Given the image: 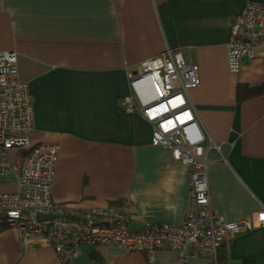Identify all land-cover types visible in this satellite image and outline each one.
<instances>
[{"label":"crops","instance_id":"0c3cea01","mask_svg":"<svg viewBox=\"0 0 264 264\" xmlns=\"http://www.w3.org/2000/svg\"><path fill=\"white\" fill-rule=\"evenodd\" d=\"M248 1L0 0V52L18 55L34 98V145L60 146L53 198L77 214L115 209L129 229L181 224L194 208L193 169L152 143L142 114L125 111L129 73L167 49L199 69L190 102L207 143L214 209L239 221L264 208V44L241 72L228 64L231 28ZM21 156L17 160L22 161ZM14 179L0 193H14ZM112 224V219L96 218ZM216 264H264V228L223 245ZM175 251L145 254L117 246L83 248L60 263L52 248L25 252L20 235L0 233V264H164ZM194 264H215L191 258Z\"/></svg>","mask_w":264,"mask_h":264},{"label":"built area","instance_id":"2783aa9c","mask_svg":"<svg viewBox=\"0 0 264 264\" xmlns=\"http://www.w3.org/2000/svg\"><path fill=\"white\" fill-rule=\"evenodd\" d=\"M264 44V3L248 1L231 28L228 64L241 72ZM132 95L125 111L139 113L152 125V143L169 149L175 161L193 169L190 193L194 208L175 224H151L144 232L130 231V220L115 209L77 214L53 198L60 146L34 145V98L20 79L18 55L0 52V180L14 179V193H0V224L20 235L25 252L49 247L60 263L77 258L85 246H117L145 254L155 263L159 252L175 251V261L194 264L191 258L217 263L223 245L238 234L264 228V208L254 217L227 221L213 207L209 185V153L220 146H205V136L190 102L189 90L200 86L197 64L186 63L167 49L161 56L129 73ZM22 152L18 164H10V152ZM45 217L39 220V217ZM96 218L112 219V224Z\"/></svg>","mask_w":264,"mask_h":264},{"label":"rangeland","instance_id":"374dc122","mask_svg":"<svg viewBox=\"0 0 264 264\" xmlns=\"http://www.w3.org/2000/svg\"><path fill=\"white\" fill-rule=\"evenodd\" d=\"M21 154H22V152H20V151L10 152L7 155V158L9 160L10 164L16 165L17 160L19 159Z\"/></svg>","mask_w":264,"mask_h":264},{"label":"trees","instance_id":"16d2710c","mask_svg":"<svg viewBox=\"0 0 264 264\" xmlns=\"http://www.w3.org/2000/svg\"><path fill=\"white\" fill-rule=\"evenodd\" d=\"M2 217H3V212L0 211V219H1ZM7 229H9L7 226H5V225H1V224H0V233L4 232V231L7 230ZM219 259H220V257H219ZM219 259H218V261H219Z\"/></svg>","mask_w":264,"mask_h":264},{"label":"bare ground","instance_id":"6f19581e","mask_svg":"<svg viewBox=\"0 0 264 264\" xmlns=\"http://www.w3.org/2000/svg\"><path fill=\"white\" fill-rule=\"evenodd\" d=\"M205 136V135H204ZM205 139H206V142H205V146H208V145H210V144H212L211 142H210V144L209 143H207V137L205 136ZM217 145V144H216ZM219 146V145H218ZM221 148V147H220Z\"/></svg>","mask_w":264,"mask_h":264},{"label":"water","instance_id":"95a60500","mask_svg":"<svg viewBox=\"0 0 264 264\" xmlns=\"http://www.w3.org/2000/svg\"><path fill=\"white\" fill-rule=\"evenodd\" d=\"M43 219H45V217H43V216L39 217V220H43Z\"/></svg>","mask_w":264,"mask_h":264}]
</instances>
